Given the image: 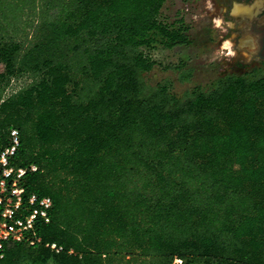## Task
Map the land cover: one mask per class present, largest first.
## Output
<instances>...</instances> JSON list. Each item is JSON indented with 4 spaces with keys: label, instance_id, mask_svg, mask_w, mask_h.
<instances>
[{
    "label": "trees",
    "instance_id": "1",
    "mask_svg": "<svg viewBox=\"0 0 264 264\" xmlns=\"http://www.w3.org/2000/svg\"><path fill=\"white\" fill-rule=\"evenodd\" d=\"M167 1L0 0V149L53 202L0 264H264V67L150 84L147 50L191 41Z\"/></svg>",
    "mask_w": 264,
    "mask_h": 264
},
{
    "label": "rangeland",
    "instance_id": "2",
    "mask_svg": "<svg viewBox=\"0 0 264 264\" xmlns=\"http://www.w3.org/2000/svg\"><path fill=\"white\" fill-rule=\"evenodd\" d=\"M212 6V0H168L163 5L160 19L175 23L176 27L182 23L191 41L188 45L172 49L155 45L147 50L156 63L146 76L150 84L167 83L172 92L183 95L194 87H207L226 74L251 71V68L235 64V57L230 53L231 44L229 41L222 42L219 29L213 22ZM243 57L246 58L247 54ZM4 65V60L0 59V72L4 70ZM20 83L13 82L8 92Z\"/></svg>",
    "mask_w": 264,
    "mask_h": 264
},
{
    "label": "built area",
    "instance_id": "3",
    "mask_svg": "<svg viewBox=\"0 0 264 264\" xmlns=\"http://www.w3.org/2000/svg\"><path fill=\"white\" fill-rule=\"evenodd\" d=\"M18 146V133L11 130L8 145L0 149V259L5 243L40 244L42 238L37 232L38 226L50 222L53 208L49 196L27 192L25 177L29 172L37 171V166L13 163ZM46 246L55 253L62 250L56 243ZM173 264H182V260L175 259Z\"/></svg>",
    "mask_w": 264,
    "mask_h": 264
},
{
    "label": "flooded vegetation",
    "instance_id": "4",
    "mask_svg": "<svg viewBox=\"0 0 264 264\" xmlns=\"http://www.w3.org/2000/svg\"><path fill=\"white\" fill-rule=\"evenodd\" d=\"M212 1L213 22L222 42L231 44L235 64L251 69L264 67V0Z\"/></svg>",
    "mask_w": 264,
    "mask_h": 264
},
{
    "label": "bare ground",
    "instance_id": "5",
    "mask_svg": "<svg viewBox=\"0 0 264 264\" xmlns=\"http://www.w3.org/2000/svg\"><path fill=\"white\" fill-rule=\"evenodd\" d=\"M228 44V43H227ZM227 46V45H226Z\"/></svg>",
    "mask_w": 264,
    "mask_h": 264
}]
</instances>
